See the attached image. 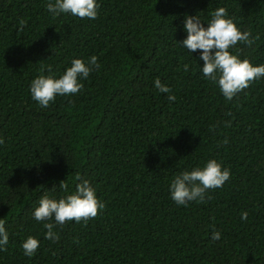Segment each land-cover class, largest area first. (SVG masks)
I'll list each match as a JSON object with an SVG mask.
<instances>
[{"label":"trees","instance_id":"obj_1","mask_svg":"<svg viewBox=\"0 0 264 264\" xmlns=\"http://www.w3.org/2000/svg\"><path fill=\"white\" fill-rule=\"evenodd\" d=\"M47 3L0 0V219L9 234L0 264H264V78L226 101L204 78L200 50L179 44L185 15L207 27L223 7L254 40L231 54L264 65V0H98L95 20L55 16ZM92 56L100 67L78 93L48 108L31 99L42 67L59 78ZM210 159L230 179L177 206L171 180ZM82 180L104 209L45 239L54 221L32 218L39 200L72 194ZM30 236L40 242L31 258L21 247Z\"/></svg>","mask_w":264,"mask_h":264},{"label":"clouds","instance_id":"obj_2","mask_svg":"<svg viewBox=\"0 0 264 264\" xmlns=\"http://www.w3.org/2000/svg\"><path fill=\"white\" fill-rule=\"evenodd\" d=\"M98 0H49L46 9L49 13L59 16L70 14L72 16L95 20L98 16ZM23 23V22H22ZM201 22L196 16L185 15L183 30L186 38L179 43L183 49L192 56V53L200 50L199 59L203 61L201 68L205 79L215 83L226 101H231L236 94L249 87L250 82L264 78V65L254 66L249 60H241L231 54L229 49L234 48L239 42L251 45L250 33L242 32L232 19L228 18L225 8H217L211 20ZM97 57H90L86 64L81 59H73L71 66L67 67L59 78L52 74L51 66L41 68V74L30 82L29 93L31 99L41 108H48L57 96H71L78 93L94 68H99ZM188 70V65H185ZM154 86L160 93L167 94L171 89L160 79H156ZM169 102H174L176 97L168 95ZM3 140L0 139V144ZM227 143V141H225ZM230 179V170L223 168L215 159L208 160L203 167L184 171L171 180L168 191L170 198L177 206L187 207L190 202L203 201L208 190L222 187ZM60 188L67 191L65 183ZM105 205L97 198L96 190L88 180H82L76 185L75 192L63 198H51L47 194L41 197L38 206L32 212V218L45 223L47 230L45 239L58 241L59 235L54 231L57 225L66 222L76 223L95 218ZM247 213H243L241 219H247ZM221 239L220 232H213L212 241ZM9 242V234L4 227L3 219H0V251L4 250ZM39 241L34 237H28L21 245L24 255L31 258L39 248Z\"/></svg>","mask_w":264,"mask_h":264}]
</instances>
